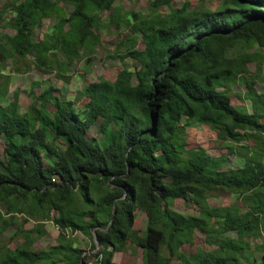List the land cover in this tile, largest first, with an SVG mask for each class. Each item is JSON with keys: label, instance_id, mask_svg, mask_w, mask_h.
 I'll list each match as a JSON object with an SVG mask.
<instances>
[{"label": "trees", "instance_id": "obj_1", "mask_svg": "<svg viewBox=\"0 0 264 264\" xmlns=\"http://www.w3.org/2000/svg\"><path fill=\"white\" fill-rule=\"evenodd\" d=\"M114 3L8 0L0 8V26L12 13L15 35H5L0 63L11 60L17 73L30 72L32 65L49 74L54 64L65 71L82 52L95 54L100 15ZM52 20L49 34L37 39L36 29ZM138 29L144 48L137 49L131 37L133 43L119 58L136 61L135 70L124 67L114 82L87 84L83 113L52 84L35 93L41 87L37 81L23 112L19 90L7 99L5 78L0 87V206H6V214H26L27 222L52 221L60 234L55 246L34 250L29 237L45 232L38 224L26 233L27 244L1 250L0 264H49L52 258L51 264H118L114 255L128 242L143 250L144 264H264V253L254 258L264 245L252 248L246 242L264 231V93L247 78L250 65L259 70L264 60V0H223L216 10L171 8L165 17L141 21ZM56 52L66 60L57 59ZM30 58L33 63L25 62ZM241 79L250 114L231 103ZM195 122L216 133L226 155L190 147L187 126ZM94 127L96 140L90 137ZM230 140L248 142L241 146L247 151L241 168L225 169L228 156L236 154ZM215 192L239 193L247 210L234 203L211 206ZM177 199L197 214L175 211ZM135 208L147 217L146 235L133 228ZM53 211L58 217L51 220ZM68 230L90 237L96 251L83 257L85 252L66 238ZM197 235L214 251L198 248L186 254L184 246H194Z\"/></svg>", "mask_w": 264, "mask_h": 264}, {"label": "rangeland", "instance_id": "obj_2", "mask_svg": "<svg viewBox=\"0 0 264 264\" xmlns=\"http://www.w3.org/2000/svg\"><path fill=\"white\" fill-rule=\"evenodd\" d=\"M154 0H115L113 9L100 15L101 27L96 29V34L100 37V44L95 49V54L90 56L86 52H82L79 59L65 71L63 68H57L58 64H54L53 71L49 74H43L31 65L30 72L17 73L14 71L11 60H7L5 64L0 63V87H3L5 78H9L7 99H12L13 92L15 90L20 91L19 103L22 107V111H27L32 103V99L28 96L31 91V85L35 81L41 83L40 88L35 89V93L40 94L49 85H54L59 88L62 95L67 99L76 103L77 109L83 113L85 112V105L89 101V97L84 94V87L93 82H114L118 74L124 67L134 71L137 63L131 58L126 60L119 59L121 55H124L133 42L129 39L134 37L137 39V49H143L142 35L139 33V25L141 21L156 19L158 17H165L170 13L172 9H181L185 5H188L190 10L208 8L216 10L222 5L223 0H174L171 6H153ZM8 0H0V8L6 4ZM73 9L68 7V14ZM136 16L138 18H136ZM13 19V14L9 13L4 22L0 26V51L4 49L5 35H15V30L11 27L10 22ZM55 21H46L43 27L36 29V38H43L44 34H49ZM57 59L65 61V57L62 53L56 52ZM50 59H55L54 54H49ZM262 55L264 58V48L262 49ZM33 63V59H29L25 62ZM22 66V65H21ZM258 69L257 65H250L249 80L256 82V88L259 92L264 93V60ZM24 70L23 67H20ZM7 88V87H6ZM247 87L241 79V82L233 88L231 94V103L233 106L239 108L245 113H252L251 102L246 98L245 93ZM186 121V119L184 120ZM90 137L93 139H99L96 128H92ZM187 137L190 143V147L204 148L211 156L219 157L226 155L227 148L217 140L216 133L212 132L207 126L201 125L195 122L187 126ZM230 145L236 146L234 150L236 154L234 156H228L227 168H241L245 164V155L247 151L241 146L247 145L248 142L243 140L241 143L236 144L230 140ZM59 146L64 147L61 143ZM253 145V144H252ZM0 153L4 154V143L0 140ZM236 204L242 212L247 209L240 200L239 193H217L215 192L209 198V204L213 207L228 206L230 204ZM173 209L182 214H197L195 207L186 206L182 199H177L173 204ZM0 210L4 213V221L0 222V229L2 234L0 235V257L1 250L11 249L15 250L20 246L27 244L28 239L35 240L32 249L44 250L53 247L57 244V239L60 234L59 228L52 221L37 222L33 219L26 221L29 217L26 214H6V206L1 205ZM135 222L134 230L138 231L140 235H146L147 230V217L146 215L135 208ZM58 217V212L53 211L51 214V220ZM38 224H44L45 232H40L27 237V232L31 231ZM66 234V238L74 241L75 247L83 250L84 256L92 254L94 250L93 243L90 237H87L80 232L74 234L70 230ZM232 237H236L235 233L229 234ZM28 238V239H27ZM95 238V237H94ZM246 242L249 243L252 248L260 245H264V231L262 236L256 240L246 238ZM198 248L204 249L206 252L214 251L215 247L208 245L205 242V237L197 235L194 246L185 245L183 251L186 254H195ZM125 250L118 252L114 255V262L118 264H144L143 250L132 245L130 242L125 244ZM264 251L255 252V260H259ZM55 258L49 260V264L54 262ZM89 260V259H88ZM253 260V259H251ZM61 264V263H60ZM248 264H253L248 262Z\"/></svg>", "mask_w": 264, "mask_h": 264}, {"label": "water", "instance_id": "obj_3", "mask_svg": "<svg viewBox=\"0 0 264 264\" xmlns=\"http://www.w3.org/2000/svg\"><path fill=\"white\" fill-rule=\"evenodd\" d=\"M115 214H116V208L114 207V209H113V216H112V220H111V222H110V226H111L112 223H113V219H114V217H115ZM94 237H95V242H96V245H97V250H99V249H100V243H99V240H98V238H97L96 233H94ZM81 264H83V261L81 262Z\"/></svg>", "mask_w": 264, "mask_h": 264}]
</instances>
